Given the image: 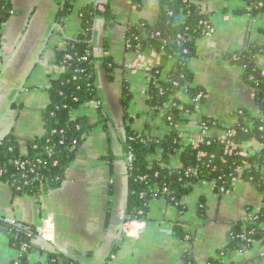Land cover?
<instances>
[{"label": "crops", "instance_id": "1", "mask_svg": "<svg viewBox=\"0 0 264 264\" xmlns=\"http://www.w3.org/2000/svg\"><path fill=\"white\" fill-rule=\"evenodd\" d=\"M9 2L11 14L1 27L0 141L13 137L21 155L26 154L29 142L43 134L47 90L62 73L55 54L81 33L80 13L88 5L97 11L91 32L93 53L98 58L109 56L114 69L107 75L102 64L95 63L98 101L72 113L75 119L84 118L92 129L77 147L57 189L38 198L17 196L0 181V264H13L19 256L9 245L5 224L34 228L49 215L54 218V245L31 238L30 264H43L47 253L55 250L82 264H182L186 253L196 264L215 258L227 242L231 225L255 215L263 205L261 195L239 179L226 193H216L213 182L194 185L181 198L184 210L180 215L165 199H153L138 236L131 230L130 238H126L121 231L127 198L126 129L140 133L148 123L161 125L159 118L149 117L145 96V70L157 66L159 57L152 50L126 52L125 36L129 27L157 20V0H143L140 9L132 0H108L116 19L109 28L102 14L105 4L96 5V0ZM64 6L67 14H62ZM199 6L202 13L210 15L213 34L196 42L189 69L204 100L180 130L183 137L197 139L200 117L209 118L217 126L205 136L221 139L234 125L236 111L244 109L253 117L264 115L253 100V91L243 83L241 69L224 58L248 43L264 47V13L250 18L240 12L244 8L242 0H201ZM125 87L131 95L127 117L122 106ZM178 98L188 102L182 95ZM259 149L254 142L243 147L247 154ZM171 164L178 167L177 158ZM201 201L204 218L198 215ZM176 225H182L194 240L189 243L177 239ZM223 261L264 264V237Z\"/></svg>", "mask_w": 264, "mask_h": 264}, {"label": "trees", "instance_id": "2", "mask_svg": "<svg viewBox=\"0 0 264 264\" xmlns=\"http://www.w3.org/2000/svg\"><path fill=\"white\" fill-rule=\"evenodd\" d=\"M142 1L132 0V4L140 9ZM200 1L157 0V20L152 24L140 22L127 30L126 52L140 54L152 50L159 57V64L148 72L145 96L149 117L151 120L159 118L161 125L153 127L148 123L140 133L126 129L124 151L125 155H132L133 161L127 165L125 222L144 220L148 203L157 198L165 199L180 215L184 210L181 198L194 185L213 182L216 193H226L239 179L261 195L263 205L255 215L231 225L225 246L218 250L215 258L206 262L228 264L224 258L246 251L264 237V115L253 117L244 109L236 111L234 125L226 130L232 135L224 139L205 135L199 140L183 137L181 126L204 100V93L194 85L189 69V61L196 54V42L212 28L210 15L201 12ZM242 2L244 8L240 12L250 18L264 13V0ZM10 14L9 0H0V47L1 27ZM62 14H67L66 6ZM80 14L81 33L55 54V62L62 68V73L51 81L47 90L49 104L42 113L43 134L28 143L25 155L18 152L13 137L7 136L0 141V181L5 182L14 195L38 198L61 185L77 147L92 129L84 118L75 119L72 113L98 101L95 63L100 62L107 75L114 69L109 56L98 58L93 53L91 32L96 9L88 5ZM102 14L106 28L115 24L109 2ZM224 58L241 69L243 83L253 91L256 106L264 111V64L261 60L264 59V47L248 43L241 51L226 53ZM180 95L188 102H182L178 98ZM198 95L201 97L196 102ZM130 100L131 95L125 87L122 106L126 117ZM198 126L210 129L217 123L200 117ZM252 142L260 149L244 153V145ZM174 158L178 160V167L171 164ZM204 208L201 201L198 215L202 218ZM5 227L9 245L19 253L13 264H30L31 238L28 234L33 233V228L12 224H5ZM174 235L180 241L190 243L194 240L182 225L175 226ZM43 264L82 263L55 250L47 253ZM182 264L196 263L186 253Z\"/></svg>", "mask_w": 264, "mask_h": 264}, {"label": "built area", "instance_id": "3", "mask_svg": "<svg viewBox=\"0 0 264 264\" xmlns=\"http://www.w3.org/2000/svg\"><path fill=\"white\" fill-rule=\"evenodd\" d=\"M213 34V29L209 28L205 34V37H210ZM152 68H148L145 73V77H146V87H147V75L148 72L151 70ZM262 76H264V73H262ZM145 92H146V88H145ZM201 95H198V97L196 98V102L199 101ZM209 129L206 127L200 128V134L198 136V138L196 140H199L201 136H204L205 133L208 131ZM230 135H232V132H226L225 136L221 139H224L225 137H229ZM125 160L127 165L131 164V162L133 161V157L130 153H128L125 156ZM53 216L49 215L48 217H46L45 219H43L39 225H37L36 227L33 228V233L28 234L29 238H39L43 244L46 245H54V237H53ZM144 226L143 221H128L123 223V227H122V233L125 235L126 238H130L131 235V230H134L135 235L138 236L139 231H141V228ZM26 247H23L22 250H25Z\"/></svg>", "mask_w": 264, "mask_h": 264}, {"label": "water", "instance_id": "4", "mask_svg": "<svg viewBox=\"0 0 264 264\" xmlns=\"http://www.w3.org/2000/svg\"><path fill=\"white\" fill-rule=\"evenodd\" d=\"M108 0H96V5L106 4ZM123 223L121 224V231H122ZM58 250V249H57ZM59 251V250H58Z\"/></svg>", "mask_w": 264, "mask_h": 264}, {"label": "rangeland", "instance_id": "5", "mask_svg": "<svg viewBox=\"0 0 264 264\" xmlns=\"http://www.w3.org/2000/svg\"><path fill=\"white\" fill-rule=\"evenodd\" d=\"M200 105H201V104H199L198 107H199ZM198 107H197V109H198Z\"/></svg>", "mask_w": 264, "mask_h": 264}]
</instances>
